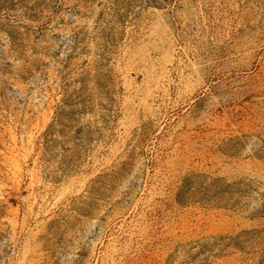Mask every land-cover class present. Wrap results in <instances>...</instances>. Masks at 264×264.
Listing matches in <instances>:
<instances>
[{"label":"rangeland","instance_id":"1","mask_svg":"<svg viewBox=\"0 0 264 264\" xmlns=\"http://www.w3.org/2000/svg\"><path fill=\"white\" fill-rule=\"evenodd\" d=\"M0 264H264V0H0Z\"/></svg>","mask_w":264,"mask_h":264}]
</instances>
